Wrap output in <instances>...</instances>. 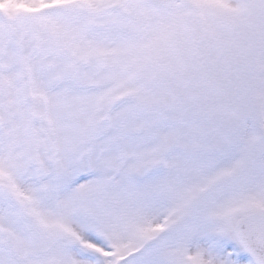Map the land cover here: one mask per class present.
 <instances>
[{"label":"snow or ice","instance_id":"6c2138e0","mask_svg":"<svg viewBox=\"0 0 264 264\" xmlns=\"http://www.w3.org/2000/svg\"><path fill=\"white\" fill-rule=\"evenodd\" d=\"M0 264H264V0H0Z\"/></svg>","mask_w":264,"mask_h":264}]
</instances>
